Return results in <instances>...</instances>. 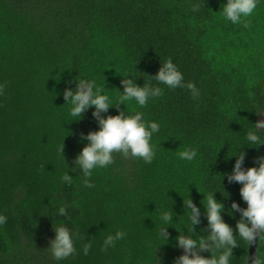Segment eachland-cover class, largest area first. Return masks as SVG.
I'll return each instance as SVG.
<instances>
[{"label":"trees","instance_id":"trees-1","mask_svg":"<svg viewBox=\"0 0 264 264\" xmlns=\"http://www.w3.org/2000/svg\"><path fill=\"white\" fill-rule=\"evenodd\" d=\"M225 2L0 0V213L8 217L0 227V264H152L153 249L161 243L156 233L162 207L172 204L174 220L180 216L177 227L184 223L188 193L202 213L200 191L213 189L221 191L215 195L226 207L233 200L246 207L241 185L225 178L223 187L220 181L235 163L229 155L238 154L252 123L264 119L253 110L264 108V0L247 18L248 27L224 20ZM193 5L199 11L193 12ZM168 58L201 95L193 99L187 88L159 85L164 94L145 108L126 101L129 112L141 111L161 126L152 141L153 162L116 154L113 165L94 171V188L83 186L79 170L69 169L71 185L62 182L66 162L71 167L87 143L81 133L99 128L91 108L81 120L70 121L64 89L75 88L83 76L105 85L116 102L129 68L140 75L136 83L156 86L151 75ZM120 109L126 110L123 102ZM118 112L112 106L104 115ZM187 148L197 150L194 161L179 158ZM243 150L250 167L264 145ZM61 207L67 216L59 215ZM223 215L233 227L239 219ZM60 222L79 236L76 253L57 262L47 247ZM206 225L202 215L197 231ZM117 230L127 233L125 239L103 251L104 238ZM168 231L170 242L157 252L162 264H173L182 252L173 247L178 230ZM249 250L250 245L237 247L233 264H247ZM256 254L264 256V239Z\"/></svg>","mask_w":264,"mask_h":264},{"label":"clouds","instance_id":"clouds-1","mask_svg":"<svg viewBox=\"0 0 264 264\" xmlns=\"http://www.w3.org/2000/svg\"><path fill=\"white\" fill-rule=\"evenodd\" d=\"M258 3L260 0H226L220 12L224 20L234 25L244 24L248 27L247 18L255 13ZM192 11H199V6L193 5ZM122 76L123 91L119 89L121 95L116 102L106 93L105 85L97 86L94 79L83 76L76 78L75 88L69 86L64 89L63 96L65 103L69 105L70 121L81 120L91 108L99 128L81 133V142L87 141V143L72 161L71 167L66 162L67 170L61 176L62 182L71 185L74 176L69 174V169L76 173L79 170L83 174V186L94 188L95 184L91 179L94 171L113 165L116 154L124 158L142 160L146 164L153 162L156 150L152 141L154 135L160 132L161 126L156 121L145 120L144 113L141 111L129 112L126 101H135L141 109L145 108L150 100L164 94V88L159 85H165L169 89L187 88L193 99H198L201 95L200 89L194 82H185L183 72L172 58L163 60L158 72L151 75L157 82L156 86L150 83L145 84V82L143 86L136 83L140 75H137L132 68H129ZM3 90L4 85L0 84V94ZM122 102L126 105V110L120 109ZM112 106L119 109L118 114L105 116L104 114L108 113ZM253 110L257 114L264 113V108ZM252 125V130L245 133V142L236 149L238 154L229 155L236 157L235 163L231 171L222 173L220 181L223 187L225 178L228 183L240 184V195L246 207H242L235 200L231 202L230 207H226L223 200L216 198L215 193L220 190L213 189L210 192L200 191L204 194L201 201L204 208L202 213L201 207L188 193L187 197L182 195L184 223L180 227L176 226L180 216L178 220H174L176 213L173 211L172 204L170 207H162L159 212L161 225L156 233V238L161 243L153 249L152 264H162V258L157 255V252L161 245L170 242L169 226L175 227L179 233L174 237L173 247L182 249L181 254L174 258L173 264H233L234 250L237 247L255 245L264 239V154L254 158L253 166L245 167L246 152L243 150L244 146L258 148L264 145V119L257 120ZM62 149L63 145L60 148L63 154ZM178 156L181 160L191 162L197 158L198 152L187 148L178 152ZM225 197H229V193ZM225 212L233 218L239 214L234 227L224 219ZM59 215L67 216V208L61 207ZM202 215L206 216L207 225L201 229V232L206 231V234L197 231V226L202 224ZM7 221V215L0 213V227H3ZM53 226L55 235L47 248L53 260L60 262L76 253L75 241L79 234L62 222ZM126 235L127 233L123 230L108 234L101 245L102 250L108 251L109 248H114L118 241L125 239ZM90 249L89 243L84 246L83 251L87 254ZM205 252L210 255H205ZM247 264H264V256L256 253L254 256H248Z\"/></svg>","mask_w":264,"mask_h":264},{"label":"water","instance_id":"water-1","mask_svg":"<svg viewBox=\"0 0 264 264\" xmlns=\"http://www.w3.org/2000/svg\"><path fill=\"white\" fill-rule=\"evenodd\" d=\"M256 252H257V244L250 245L249 257L254 256Z\"/></svg>","mask_w":264,"mask_h":264},{"label":"rangeland","instance_id":"rangeland-1","mask_svg":"<svg viewBox=\"0 0 264 264\" xmlns=\"http://www.w3.org/2000/svg\"><path fill=\"white\" fill-rule=\"evenodd\" d=\"M261 119H263V118H261Z\"/></svg>","mask_w":264,"mask_h":264}]
</instances>
